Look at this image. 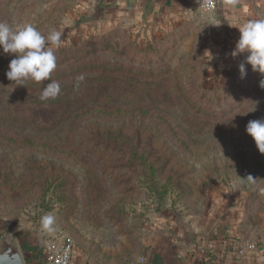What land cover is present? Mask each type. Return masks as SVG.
I'll return each mask as SVG.
<instances>
[{
  "label": "rangeland",
  "instance_id": "obj_1",
  "mask_svg": "<svg viewBox=\"0 0 264 264\" xmlns=\"http://www.w3.org/2000/svg\"><path fill=\"white\" fill-rule=\"evenodd\" d=\"M94 1L0 0V22L65 41L53 49L61 91L48 101L39 97L50 81H10L14 56L0 49V238L13 235L24 258L21 237L62 232L77 259L128 264L159 231H193L239 198L241 234L264 242V154L246 132L264 119V74L247 54L213 64L207 27L195 22L148 43L94 33Z\"/></svg>",
  "mask_w": 264,
  "mask_h": 264
},
{
  "label": "crops",
  "instance_id": "obj_2",
  "mask_svg": "<svg viewBox=\"0 0 264 264\" xmlns=\"http://www.w3.org/2000/svg\"><path fill=\"white\" fill-rule=\"evenodd\" d=\"M100 1L102 19L87 24L94 33L121 29L148 43L185 22H195L207 27L205 47L213 64L231 60L240 37L235 26L264 14V0H220L214 13H199L190 0ZM86 14L88 17L91 9ZM238 199L222 200L212 219L192 226L193 235L186 234V227L178 223L159 231L141 256L128 264H264V242L252 243L241 234L243 203ZM20 244L25 252L24 261L45 264L39 238L21 237ZM74 264L103 263L81 256L74 257Z\"/></svg>",
  "mask_w": 264,
  "mask_h": 264
},
{
  "label": "clouds",
  "instance_id": "obj_3",
  "mask_svg": "<svg viewBox=\"0 0 264 264\" xmlns=\"http://www.w3.org/2000/svg\"><path fill=\"white\" fill-rule=\"evenodd\" d=\"M235 27L239 29L240 37L231 56L236 58L247 54L246 63L252 66L253 71L264 74V19L250 20ZM64 44L59 30L44 35L31 24L10 26L0 22V49L3 54L14 56L6 71L7 78L17 85H24L23 82L28 79L37 83L50 81L39 97L41 101L55 99L60 94L61 86L51 79V74L57 67L53 49ZM239 71L241 78H245L247 72L244 62L240 63ZM77 80L83 81L84 76H79ZM260 87L264 89V79L260 81ZM255 110L256 106L249 112ZM246 132L253 138L260 153L264 154V119L249 121ZM54 224L55 217L52 214L41 218V226L46 232H53Z\"/></svg>",
  "mask_w": 264,
  "mask_h": 264
},
{
  "label": "built area",
  "instance_id": "obj_4",
  "mask_svg": "<svg viewBox=\"0 0 264 264\" xmlns=\"http://www.w3.org/2000/svg\"><path fill=\"white\" fill-rule=\"evenodd\" d=\"M192 7L203 13H214L217 11L220 0H190ZM43 252L45 264H74L73 244L66 240V236L60 232L57 237L43 234ZM249 248H252L249 245ZM144 262V259H141Z\"/></svg>",
  "mask_w": 264,
  "mask_h": 264
},
{
  "label": "water",
  "instance_id": "obj_5",
  "mask_svg": "<svg viewBox=\"0 0 264 264\" xmlns=\"http://www.w3.org/2000/svg\"><path fill=\"white\" fill-rule=\"evenodd\" d=\"M103 10L100 0H95L91 8V14L86 18L89 24L98 23L102 19ZM186 234L193 235V232L186 227ZM0 264H25L21 248L17 239L6 234L0 238Z\"/></svg>",
  "mask_w": 264,
  "mask_h": 264
},
{
  "label": "trees",
  "instance_id": "obj_6",
  "mask_svg": "<svg viewBox=\"0 0 264 264\" xmlns=\"http://www.w3.org/2000/svg\"><path fill=\"white\" fill-rule=\"evenodd\" d=\"M2 235V233L0 232V236Z\"/></svg>",
  "mask_w": 264,
  "mask_h": 264
}]
</instances>
